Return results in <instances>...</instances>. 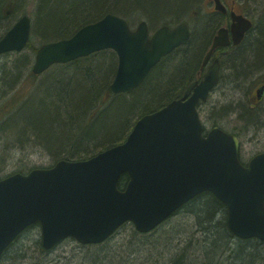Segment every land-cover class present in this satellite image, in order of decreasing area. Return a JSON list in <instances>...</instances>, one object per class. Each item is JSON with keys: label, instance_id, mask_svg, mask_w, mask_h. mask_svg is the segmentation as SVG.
<instances>
[{"label": "water", "instance_id": "95a60500", "mask_svg": "<svg viewBox=\"0 0 264 264\" xmlns=\"http://www.w3.org/2000/svg\"><path fill=\"white\" fill-rule=\"evenodd\" d=\"M214 8L224 10L220 0ZM236 43L250 21L231 13ZM24 15L0 38V54L20 51L29 38ZM191 30L184 21L162 25L152 34L144 20L132 29L128 21L108 13L71 37L42 43L32 72L111 48L117 69L109 94L129 93L160 58L185 43ZM221 27L210 50L228 43ZM214 61L199 83L178 99L144 114L126 139L86 159H59L48 168H33L0 179V255L29 225L39 223L41 244L49 249L66 237L83 244L99 243L124 222L149 232L184 203L204 191L226 208V224L238 238L264 241V151L243 165L238 138L214 126L204 135L196 103L205 100L218 80ZM191 89H193L191 91ZM264 85L256 90L257 98ZM129 177L123 190L121 174Z\"/></svg>", "mask_w": 264, "mask_h": 264}, {"label": "trees", "instance_id": "16d2710c", "mask_svg": "<svg viewBox=\"0 0 264 264\" xmlns=\"http://www.w3.org/2000/svg\"><path fill=\"white\" fill-rule=\"evenodd\" d=\"M143 1L145 4L147 3L146 6L142 4ZM155 1L39 0L40 3L37 4L36 10L33 12L35 22L26 53L9 52L15 55L14 59L9 64L0 63V124H4L0 127L4 131L6 130V139L13 137L22 142L24 141L22 139L27 136L35 137L36 135L38 137L37 141L46 146L48 145L49 150L54 155H56L55 152L61 150L60 152L65 154L63 158L85 159L104 148L123 141L135 120L142 114L152 112L168 101L182 95L186 85L197 73V61H199L207 41L193 42L194 31L186 46L178 47L165 56L150 70L142 84L129 94H117L105 98L107 86L114 76L117 65L116 54L110 49L100 50L68 63L55 64L43 74L38 82L36 80L39 76L30 72V64L39 43L68 37L83 24L100 18L106 12H114L129 18L128 13L136 9L141 11L151 10L149 6L154 5ZM179 1L170 0V5L173 6L170 8H174ZM183 1L184 6L187 7H185L186 9L190 8L189 6L196 7L199 2V0ZM77 2L79 3L78 7L76 6ZM118 2L121 8L115 5ZM15 13L16 10H14L11 17ZM145 13L149 14L148 12ZM165 13L173 14L170 12ZM3 18L0 15V20H3ZM163 21L162 24L172 23L165 18ZM10 22L2 26L0 34L10 27L12 24ZM262 27H264V23L259 21L257 26L259 33ZM259 38L264 49V35L260 33ZM256 57L259 58L257 52ZM237 58L242 64L247 62L241 55ZM55 68H64L66 72L63 71L53 76L52 81L56 82V89L49 93V88H42L44 91L47 89V91L35 107V110H39L37 112L39 118H35V115L29 116L28 113L22 115L20 109L30 100V93L34 92V88L43 87L41 85L42 79ZM69 72L72 74H69ZM221 78H223V75H221ZM255 84L256 82H247V92ZM73 85L78 88L74 91L75 93L70 88ZM10 90H13V93L9 96L7 91ZM52 98L54 103H50ZM45 106L50 108L51 112H47L48 114H43ZM235 106L238 107L239 104H235ZM215 108L218 109L216 115L221 118L225 116L222 113L228 110L226 105ZM238 112L237 121L233 130H231L236 135L240 134L242 128L250 129L251 126L255 125V122H257L256 113L258 115L262 114L263 109H258L257 106L254 109H249L245 106ZM14 115L21 121V126L18 128L24 125L21 132H17V126H15L16 128L12 127L10 123V118ZM24 116L26 119H23ZM218 117L212 116L211 120L209 119L206 122V125H218ZM23 131L25 132L23 133ZM126 182L127 176L122 175L118 181L119 188H123ZM179 212L192 215L195 217L196 223H190L184 233H181L180 229L176 231L179 235L174 253L170 255V258L164 264L264 263V243L257 239H239L235 237L226 226L224 205L211 193L204 192L194 197ZM168 222L170 221L164 222L156 231ZM125 225L131 227L136 238L138 235H144L134 231L131 224L127 223ZM199 234L201 236L197 237L196 235ZM68 241H71L75 247L82 249L83 247L88 249L98 247L100 249L96 253L87 254L89 256L84 255V258L80 259L79 262L76 261V255L73 252L72 255L64 256L65 259L70 261H62V257L58 256L56 263H50L47 258L50 251H46L41 247L40 239L31 240L32 249L30 254L25 251V248H22L18 239H15L1 255L0 264L11 263L10 260L14 254H19L20 258H24L25 264H95L97 256L101 255L104 250L102 244L98 246L81 245L72 239H68ZM194 250H198L197 255L192 253ZM35 253L38 254L36 258L39 259L32 260L31 258H34ZM101 256L103 257V254ZM21 260L15 262H21ZM145 262L142 264H145ZM152 263L157 264L156 262Z\"/></svg>", "mask_w": 264, "mask_h": 264}, {"label": "rangeland", "instance_id": "374dc122", "mask_svg": "<svg viewBox=\"0 0 264 264\" xmlns=\"http://www.w3.org/2000/svg\"><path fill=\"white\" fill-rule=\"evenodd\" d=\"M169 1L170 0H156L154 5L149 6L151 10L141 11L140 9H136L135 11L128 13H132L131 15H129L130 20L128 17L127 18L132 24V27H135L139 20L144 19L151 31L160 26L162 22L165 21H163L164 18L172 23L185 20L191 27H193L194 22L192 19L189 21L191 17H195L194 20L201 22V26L204 25L206 21H210V19H208L209 14H205L206 11L213 10L212 5L209 3V0H200L198 5L194 8L196 10V13L194 15H191L189 12L178 14V12L182 11L183 7H185L183 0H180L177 5L174 6V8H170L173 6L170 5ZM224 1H226L227 3L230 2V0ZM37 3L38 0H22V2H20L16 7L17 11L15 13V16L10 17V20L14 22V20L22 13H26L32 16L33 12L37 8ZM142 4L146 6L144 1L142 2ZM255 5L256 2L254 0H250L249 2H238V7L241 9V11L247 12L249 15H253V17L257 15L256 10H253V7ZM76 6H79L78 2ZM202 6L204 7L200 9V7ZM145 12H148L149 14ZM165 12H170L173 14L169 15ZM7 23L8 21H4L0 26V29H2V26L6 25ZM204 31L205 29H202L200 35H202ZM260 33L261 35H264V27L261 28ZM263 50L264 49L262 48V43H257L255 51L258 53L259 58H257L256 56H251L252 58L249 59V62L244 64L243 66L252 65L256 60L263 62ZM26 51L27 50L24 49L22 53H26ZM14 57L15 55L13 53L4 54L0 57V63L4 62L9 64L14 59ZM63 71L66 72L64 68L53 69V71L49 72L42 79L41 85L47 89L49 88L48 90L50 93L57 87L56 82L52 81L53 76L58 73H62ZM43 74L37 77L38 79L36 80V82H38L43 77ZM69 74L72 73L69 72ZM261 75L262 73L260 71H256L252 74L250 80L257 81V79ZM220 81L221 82L218 87L214 89L209 95L208 101L200 107L201 116L203 121L206 123L207 121H209V119L211 120L212 116L218 117V115H216L218 109H214V107L226 105L229 108L227 111H224L222 113V115H225L223 118L218 117V125L225 130L231 131L233 130L237 121L239 114L238 111L243 108V105L242 107H236L235 103L242 104L244 100V91L241 90V85H238L237 87V84H239L240 81V79L239 81L237 80V77L233 78V83L231 84L230 88L226 87V80L223 81V79L221 78ZM70 88L73 92L78 89L77 87L75 88V85L71 86ZM46 91H44L42 87H37L36 89L34 88V95L20 109L22 115L24 113H28L29 116L35 115V118H39V115L37 114L39 110H35V107H37L36 96H38L41 92L46 93ZM12 93L13 90L7 91V94L9 96ZM53 101L54 100L52 98L50 100V103H54ZM261 101L262 102L259 106V109H263V113L259 115L256 113V121H258V123L253 125L250 129H246L245 127L242 128L240 134L238 135L241 140L240 155L243 160H246L254 154L264 150V98ZM47 112L49 113L51 111L50 108L45 106L43 114H46ZM23 119H26V117L24 116ZM19 120L20 119L18 118H14L13 125L20 127L21 121ZM3 125L4 124H0V126ZM22 140L24 141L20 142L13 137H11L10 139H6V130L4 131L0 127V178L17 171L26 172L33 167H48L52 165L56 160L65 156V154H62V152H60L61 150L55 152L56 155H54L53 152L49 150L48 145L46 146L40 141H37V137L27 136ZM1 158H3V160H1ZM168 221L170 222L163 225L161 229H158L157 231L155 230L148 234L138 235L137 238L130 226H122L112 237L108 239V241L104 242L105 244H102L104 250L101 252V255L103 254V257L99 254L97 256V260H95V264H142L144 261H146L145 264H153L152 262H156L157 264H164L170 258V255L174 253V247L179 235V233L176 231L180 229V232L184 233L185 231H187L188 225L190 223H196L195 217L184 212H177L176 214L172 215L170 219H168ZM193 225L196 226L195 224ZM196 236L200 237L201 234ZM17 239L18 242L22 245V248H25V251L30 254L32 249L31 240L40 239L39 226L35 225L27 229L26 232ZM194 248L196 247L194 246ZM99 249L100 248L98 247H92L90 249H88L87 247H83L82 249L79 247H75L71 241L63 240L50 250L47 258L48 262L50 263H56L58 256L62 257V261H70L65 259L64 256L72 255L74 252V254L76 255V261L79 262L80 259L84 258V255L89 256L87 254H93V252L96 253V251ZM197 252L198 250L192 251L194 255H197ZM37 256L38 254L35 253L34 258L31 259H39L36 258ZM19 259H22L21 262H15ZM10 261L12 262L8 264H25L24 258H20L19 254H14Z\"/></svg>", "mask_w": 264, "mask_h": 264}, {"label": "bare ground", "instance_id": "6f19581e", "mask_svg": "<svg viewBox=\"0 0 264 264\" xmlns=\"http://www.w3.org/2000/svg\"><path fill=\"white\" fill-rule=\"evenodd\" d=\"M239 1L249 2L250 0H230L229 3H227L224 0H221V4H222L224 10L215 9L214 7H212L213 10L206 11L205 14H209L208 19H210V21H206V23L202 26H201V22L194 20L195 17H191L189 19V20L192 19L194 21L193 22V31L195 32V37H194L193 42L196 43V42H202V41L207 40L206 45L203 49V52L201 53V57H200L199 61H197V64H198V66H197L198 70L196 71L197 73L195 74V77L191 81H193L195 78H197L199 72L202 71L201 67H203V70H204L211 63L212 59L207 56V52L210 49L212 42H213V39L217 35L218 30L221 27L228 28V30H229L228 43L223 45L221 48H219L216 51V53H217V56L221 62L222 75H223L222 79H223V81L226 80V85H227L226 87L230 88L231 84L233 83L234 77H237L238 81L240 79L239 84H237V87H238V85H241V90L244 91V100H243L242 104L241 103H235V104H239L240 107H242V105H243V108H245L246 99H247L246 96L248 94L247 89H246L247 82H262V83H264V64H263L264 61L262 62V61L256 60L252 65L243 66L244 64L249 62L250 58L256 56L255 47L257 46V43H260V40H261L259 38L260 33L258 31L257 26H258L259 21L261 23H264V15H263L264 14V0H254L256 2V5L253 7V10H256V12H257V15L254 17H253V15H249L247 12L241 11V9L238 7ZM20 2H22V0H0V15L4 17L3 20H0V26L4 21H7V20H9L8 22L11 21L10 23H12L10 25V27L4 33L0 34V38L13 26L14 22H16L22 16L26 15L30 21L29 41L31 40L32 29H33V25L35 22L33 15L30 16L26 13H22L14 20V22H12V20H10V17L12 15V13H14V10L17 11L16 7ZM38 3H40V2H38ZM115 5L117 7L119 6V8H121V6L119 5V2L117 4L115 3ZM186 5L188 6V4H186ZM134 6L136 7V4ZM140 7H142V6H140ZM185 7H183L182 11L178 12V14L179 13L181 14L183 12H186V13L189 12L191 15H194L196 13V10L194 9L195 7L189 6L190 8H188V9H186L187 7L186 8ZM203 7L204 6L200 7V9H202ZM232 12L237 14V15H241L245 19L250 21L249 28L247 30H245L243 36L236 43L232 40L231 33H230L231 25L235 24V21L232 19V15H231ZM108 13H112V14L118 15L120 17L126 18L124 15L122 16L121 14H117L114 12H106L104 15H106ZM131 14L132 13H130L128 15H131ZM104 15H102L100 18H98L94 21L85 23L82 26L89 24V23H93V22L101 19ZM157 20H159V19H157ZM157 20H154V21H157ZM195 22H197V23H195ZM82 26L77 28L70 36L65 37V38L71 37ZM202 29H205V31L203 32L202 35H200V32ZM204 37H206V39H204ZM65 38H59V39L49 40V41H45V42L57 41L60 39H65ZM45 42H41V43H45ZM239 55H241V57H244V59L247 62L242 64L237 58ZM256 71H260L262 73V75L257 79V81L250 80V77ZM114 76H115V73H114ZM114 76H113L111 82L108 84V86L112 83ZM65 81H68V80H65ZM108 86H107L106 97L109 95ZM42 88H44V86ZM43 94H45V93L41 92L38 96H36V102L37 103L39 102V99L41 100ZM33 95H34V92L30 96L32 97ZM228 106H230V105H228ZM227 108H229V107H227ZM14 118H18V117H16V115H14L12 118H10V123H11L12 127H15L13 125V119ZM257 123H258V121L255 122V124H257ZM23 127H24V125H23ZM23 127H21V128L17 127V132H21ZM24 132L25 131H23V133ZM35 137H36V135H35ZM37 139H38V137H37Z\"/></svg>", "mask_w": 264, "mask_h": 264}, {"label": "flooded vegetation", "instance_id": "af4514ba", "mask_svg": "<svg viewBox=\"0 0 264 264\" xmlns=\"http://www.w3.org/2000/svg\"><path fill=\"white\" fill-rule=\"evenodd\" d=\"M201 70H203V67H201Z\"/></svg>", "mask_w": 264, "mask_h": 264}]
</instances>
